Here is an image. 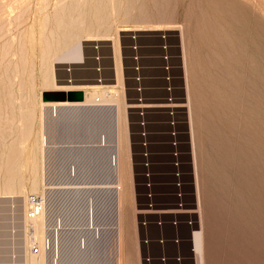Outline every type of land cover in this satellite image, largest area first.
Here are the masks:
<instances>
[{"label": "rangeland", "instance_id": "1", "mask_svg": "<svg viewBox=\"0 0 264 264\" xmlns=\"http://www.w3.org/2000/svg\"><path fill=\"white\" fill-rule=\"evenodd\" d=\"M116 49L122 83L113 88ZM58 83L103 84L97 101L103 91H114L110 100L121 106L140 96L152 103H187L189 96L200 215L188 116L128 110L131 215L122 264H140L131 256L138 250L141 264L147 251L158 255L162 248L149 249L143 239L162 232L145 231L142 223L174 216L190 225L178 232L167 226L163 233L186 239L203 231L205 264H264V0H0V264L24 261L29 197L43 191L42 184L33 189L42 176L41 108L54 103L44 102L43 93ZM181 205L195 213L169 212ZM136 208L150 214L134 220ZM51 240L60 260L83 250L79 241L70 247L61 237ZM35 246L28 244L27 255H39Z\"/></svg>", "mask_w": 264, "mask_h": 264}, {"label": "bare ground", "instance_id": "2", "mask_svg": "<svg viewBox=\"0 0 264 264\" xmlns=\"http://www.w3.org/2000/svg\"><path fill=\"white\" fill-rule=\"evenodd\" d=\"M168 30L173 29H125L121 31L136 34L145 31L165 32ZM86 41L109 42L111 39L88 38ZM115 53L116 85L112 86L113 88L122 83L117 49ZM185 61L183 59L186 82ZM54 85L55 91L83 92L85 100L84 102L43 103L41 108L42 176L40 180L36 176L33 189L37 190L42 184L43 191L42 195L33 197L39 202L38 216L32 219L27 212L26 221L24 219L25 228L28 227L31 233L28 236L25 235L23 264H57L58 261H60L58 264L124 263L127 254L125 219L127 215H131L126 210L127 168L129 169L130 166L129 171L132 170L130 137L127 128L124 127V117L128 110L148 115L153 109L171 111L178 116H188L192 148L190 158L194 170L192 180L196 192L194 201L200 215L202 195L197 173L198 161H196L192 110L188 95H186L187 103L182 102L183 100L152 103L140 96L135 100H129L128 103L123 99L121 106L110 100L116 97L114 91H103V101H97L96 95L101 89L107 88L100 83L89 85L58 83ZM186 92L188 94V91ZM181 191L182 189H179V192ZM33 198L29 197V210L35 206ZM23 202L25 209L27 199ZM133 212L134 220L135 218L137 220L138 214L144 216L150 214V211L137 208ZM169 212L177 215L195 213L188 211L183 205ZM28 223L33 226H29ZM195 235L198 264H205L204 252L206 250L203 231ZM51 237H61L66 246H70V241H79L83 250L75 258L63 256V260H60L61 258L55 255L51 245ZM30 243L35 248L38 244L39 255H35L33 251L30 252L33 253L32 255H27V247ZM131 256L141 264L139 250L136 253L133 252Z\"/></svg>", "mask_w": 264, "mask_h": 264}, {"label": "built area", "instance_id": "3", "mask_svg": "<svg viewBox=\"0 0 264 264\" xmlns=\"http://www.w3.org/2000/svg\"><path fill=\"white\" fill-rule=\"evenodd\" d=\"M171 100V99H168ZM37 198H33V204L35 206L30 210L29 212V217L32 219L36 218L38 216V210L37 208L39 207ZM177 215V214H176ZM180 216H174V218H169L168 222H166V218L160 219L155 221L154 223L152 222H146L147 220H144V223H142V228L145 231L150 230V228L155 227L156 229H160L162 232L160 236L156 237L154 239L150 235H146L143 239V244L150 249V247L155 244L159 247H161V255H152L150 254V250L147 251V255L144 256V264H198L196 260V249L194 245V233H191L190 237L184 239L181 237V235L176 234L173 236H167L163 233V230L168 226L172 228L175 231H179V229L183 225H190L187 222H182ZM169 245L174 246L177 248L176 251H178V254H176L175 259L172 258L173 253L169 252L166 247ZM185 249V250H184ZM36 253H39V250H34Z\"/></svg>", "mask_w": 264, "mask_h": 264}, {"label": "water", "instance_id": "4", "mask_svg": "<svg viewBox=\"0 0 264 264\" xmlns=\"http://www.w3.org/2000/svg\"><path fill=\"white\" fill-rule=\"evenodd\" d=\"M84 93L80 91H45L43 93L44 102H82Z\"/></svg>", "mask_w": 264, "mask_h": 264}, {"label": "crops", "instance_id": "5", "mask_svg": "<svg viewBox=\"0 0 264 264\" xmlns=\"http://www.w3.org/2000/svg\"><path fill=\"white\" fill-rule=\"evenodd\" d=\"M161 254H162V252H160L158 255H161ZM176 254H178V251H176V252L173 253V256H172L173 259H175ZM174 255H175V256H174ZM196 260H197V258H196ZM197 262H198V261H197ZM173 264H174V261H173Z\"/></svg>", "mask_w": 264, "mask_h": 264}]
</instances>
